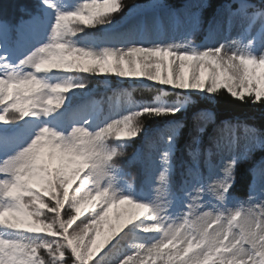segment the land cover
Listing matches in <instances>:
<instances>
[{"label": "snow or ice", "instance_id": "6c2138e0", "mask_svg": "<svg viewBox=\"0 0 264 264\" xmlns=\"http://www.w3.org/2000/svg\"><path fill=\"white\" fill-rule=\"evenodd\" d=\"M164 7L37 0L14 21L0 12V264H104L136 233L144 235L120 251L116 264H264V184L257 188L253 175L247 199L230 207L239 136L214 141L205 154L190 148L175 191L176 133L137 152L127 163L139 165L154 199L124 179L120 161L142 133V118L175 116L193 95L228 94L264 107V0H230L211 22V42L201 46L188 36H142L120 46L80 42L86 28L109 34ZM90 76L147 81L160 86V95L103 121L77 111L69 122L72 100L88 94ZM165 88L175 103L163 99ZM225 123L243 128L247 151L264 150V133ZM113 209L120 211L112 216Z\"/></svg>", "mask_w": 264, "mask_h": 264}, {"label": "trees", "instance_id": "16d2710c", "mask_svg": "<svg viewBox=\"0 0 264 264\" xmlns=\"http://www.w3.org/2000/svg\"><path fill=\"white\" fill-rule=\"evenodd\" d=\"M229 2L230 0H124L128 7L141 4L146 9H151L153 3L165 5L163 9H158L155 12L151 11L148 15L135 17L129 25L128 31L135 33L132 38L138 40L139 36H143L148 42H156L159 38H164L168 42H173V40L179 42L185 36H188L193 44L201 46L209 39L208 31H211L209 25L217 15L224 13L225 5ZM252 2L257 5L260 4V0H252ZM36 3L37 0H0V12L9 21H14L17 19V15H14V13L21 14V8L34 10ZM116 19L119 20L120 17L117 16ZM193 22L197 26L194 31L189 33L187 26ZM100 32L102 31L98 28V33L94 35L82 34L79 36L80 42L100 46L99 43L102 36L99 34ZM124 32L128 33L127 29ZM112 39L113 36L107 37L108 42H111ZM110 83H115L112 77L90 76L88 78V92L102 93L108 89L107 85ZM164 91L168 92V95L163 98L167 103H175L177 101V96L173 90L165 88ZM131 95V106L151 103L160 95V86L144 83L140 85L134 84L131 89ZM203 113L210 114L213 118V123H207L204 132L198 133L194 129L193 117L196 114ZM142 119V133L136 138L134 143L124 148L126 155L120 161V167L127 173L126 178H130L133 173L140 172L143 174L139 165L130 166L127 162L133 155L140 152L141 144L155 132H157L158 136L160 134L166 136L170 132L176 133L174 158L175 162H179L177 166L180 169L183 167V170H185V163L189 160L188 152L190 148L192 150L198 149L201 154H205L214 141L223 140L234 133L240 137V151H238V154L241 158L235 173L236 182L232 192L233 200L230 207L238 206L239 202L247 199L253 175L256 176V182L258 181V174H260L259 164L264 163V150L256 148L252 151H247L244 148L245 133L243 128L230 129L225 122H230L234 125L239 121L256 128L260 133H264V107L242 104L228 94H213L209 97L193 95L189 98V103L184 110L175 116ZM195 135H199L198 143H193ZM174 185H176V182H172V187Z\"/></svg>", "mask_w": 264, "mask_h": 264}, {"label": "rangeland", "instance_id": "374dc122", "mask_svg": "<svg viewBox=\"0 0 264 264\" xmlns=\"http://www.w3.org/2000/svg\"><path fill=\"white\" fill-rule=\"evenodd\" d=\"M231 34H232V36H236L238 34V30L234 29ZM218 39H219V37H218ZM119 80H126V81H128L129 79H119ZM132 81L138 82L139 80H132ZM203 123H204V120L197 121L196 126H200ZM261 180H262V182H264V173L262 174ZM106 248L107 247H105V249ZM105 249H103V250H105ZM100 255H102V254L100 253ZM104 264H116V259H113V258L112 259H107V260L104 261Z\"/></svg>", "mask_w": 264, "mask_h": 264}]
</instances>
